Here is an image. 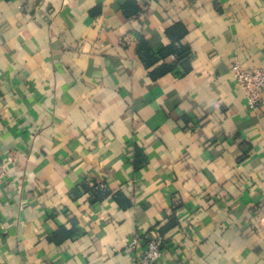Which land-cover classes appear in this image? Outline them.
Wrapping results in <instances>:
<instances>
[{"label":"crops","instance_id":"1","mask_svg":"<svg viewBox=\"0 0 264 264\" xmlns=\"http://www.w3.org/2000/svg\"><path fill=\"white\" fill-rule=\"evenodd\" d=\"M235 65L264 67V0H0V264H139L153 230L158 264H264Z\"/></svg>","mask_w":264,"mask_h":264},{"label":"built area","instance_id":"2","mask_svg":"<svg viewBox=\"0 0 264 264\" xmlns=\"http://www.w3.org/2000/svg\"><path fill=\"white\" fill-rule=\"evenodd\" d=\"M233 78L244 93L247 108L254 110L261 98V92L264 90V67L242 70L238 65H235ZM5 175L6 170L0 160V184L5 180ZM137 243L138 239L134 238L131 245L135 246ZM142 243L144 249L141 252L139 264H158L163 253L165 236L157 230H153L144 238Z\"/></svg>","mask_w":264,"mask_h":264},{"label":"trees","instance_id":"3","mask_svg":"<svg viewBox=\"0 0 264 264\" xmlns=\"http://www.w3.org/2000/svg\"><path fill=\"white\" fill-rule=\"evenodd\" d=\"M171 52H174V50L172 48H169V49H167L165 51V53H171ZM159 53L161 55V51ZM162 54H164V53L162 52ZM177 54H178L179 57H182L183 58L186 55V51L183 50V49H181V51L179 53H177ZM161 235H163V233H161Z\"/></svg>","mask_w":264,"mask_h":264}]
</instances>
